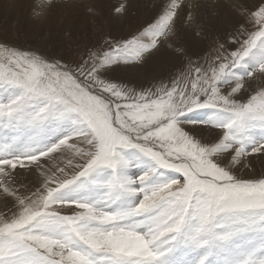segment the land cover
I'll return each instance as SVG.
<instances>
[{
  "label": "snow or ice",
  "instance_id": "1",
  "mask_svg": "<svg viewBox=\"0 0 264 264\" xmlns=\"http://www.w3.org/2000/svg\"><path fill=\"white\" fill-rule=\"evenodd\" d=\"M181 5L78 61L0 43V264H264V0L207 59L174 44ZM165 45L175 73L119 77Z\"/></svg>",
  "mask_w": 264,
  "mask_h": 264
},
{
  "label": "rangeland",
  "instance_id": "2",
  "mask_svg": "<svg viewBox=\"0 0 264 264\" xmlns=\"http://www.w3.org/2000/svg\"><path fill=\"white\" fill-rule=\"evenodd\" d=\"M122 0H53L37 14L39 0H0V43L43 53L63 61H78L104 38H122L153 20L160 11V0H123L127 11L118 15L114 5ZM254 8L259 0H236ZM233 0H182L176 20L174 44L193 59L214 55V49L235 30L239 16L230 7ZM91 9V11H90ZM191 14L192 22L186 17ZM185 63L175 48L165 45L155 50L141 66L118 73L132 84L148 85L175 73ZM251 158L249 175L264 174V160ZM34 178L21 177L24 183ZM2 192V190H0ZM11 205V198L0 194V211Z\"/></svg>",
  "mask_w": 264,
  "mask_h": 264
},
{
  "label": "bare ground",
  "instance_id": "3",
  "mask_svg": "<svg viewBox=\"0 0 264 264\" xmlns=\"http://www.w3.org/2000/svg\"><path fill=\"white\" fill-rule=\"evenodd\" d=\"M236 1V0H235ZM251 159V158H250ZM262 160H264V159H261L260 161H262Z\"/></svg>",
  "mask_w": 264,
  "mask_h": 264
}]
</instances>
